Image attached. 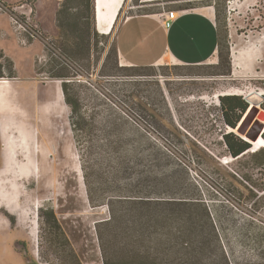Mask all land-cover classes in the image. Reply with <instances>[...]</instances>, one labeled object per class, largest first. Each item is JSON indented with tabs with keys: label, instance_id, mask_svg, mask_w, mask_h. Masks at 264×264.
Returning a JSON list of instances; mask_svg holds the SVG:
<instances>
[{
	"label": "rangeland",
	"instance_id": "374dc122",
	"mask_svg": "<svg viewBox=\"0 0 264 264\" xmlns=\"http://www.w3.org/2000/svg\"><path fill=\"white\" fill-rule=\"evenodd\" d=\"M213 1L224 15L217 56L194 66L166 60L144 69L151 75H124L136 73L115 51V31L124 18L163 9H194ZM65 5L67 11L57 16ZM0 6V55L10 59L0 57V79L11 80L12 93V112H0V125L6 126L4 137L0 132V200L13 201L17 208L10 212L0 207V264H62V249L70 247L80 264L139 256L119 250L104 252L100 247L96 225L108 212L105 206L92 207L87 202L70 109L61 89L64 79L80 82L74 89L87 113L96 109L102 117L109 103L123 117H132L129 120L139 133L186 166L204 197L223 198L227 189L246 195L243 173L264 185V147L257 149L259 157H252L256 150L250 142L244 156L231 158L222 135L228 128L229 132L235 129L225 124L220 109L221 96L237 95L245 101L252 95L264 97V0H124L109 34L98 31L93 0H0ZM23 11H30L31 27L41 32V38L30 39L26 45L20 42L26 33L9 15L25 17ZM93 30L97 36L91 37L89 47L74 46ZM47 38L64 58L47 51ZM65 45L74 51H67ZM11 60L15 80L8 76ZM110 72L118 74L112 84L104 75ZM63 73L67 76H58ZM58 86L62 100L54 99ZM103 93L130 116H124ZM40 210L54 212L67 243L58 238L49 246Z\"/></svg>",
	"mask_w": 264,
	"mask_h": 264
},
{
	"label": "trees",
	"instance_id": "16d2710c",
	"mask_svg": "<svg viewBox=\"0 0 264 264\" xmlns=\"http://www.w3.org/2000/svg\"><path fill=\"white\" fill-rule=\"evenodd\" d=\"M66 11L65 5L57 16ZM86 34L74 46L89 47L91 37L97 34L94 30L92 35L88 31ZM65 48L74 51L72 46ZM128 68L136 73L124 75H151L144 71L148 67ZM9 70L8 76H15L12 62ZM104 75L109 76V84L118 76L113 72ZM78 83L76 79H64L61 89L70 109L69 122L81 157L87 202L92 207L105 206L108 212L96 225L100 247L104 252L139 254L135 260L124 257L113 261L106 257L105 264H264V185L243 173L240 176L247 185L239 182L247 190L246 195L236 189L237 196L227 189L223 198L204 197L186 166L174 162L166 151L139 133L129 120L132 117H123L109 103L102 117L96 109L84 111L74 89ZM103 95L124 116H130L109 94ZM220 103L223 121L235 129L249 103L237 95L221 96ZM222 139L233 159L251 148L248 140L233 131L224 133ZM259 155L260 150L251 154L255 158ZM227 184L231 186V182ZM40 215L49 246L58 238L67 243L54 212L40 210ZM62 250V264H80L73 248Z\"/></svg>",
	"mask_w": 264,
	"mask_h": 264
},
{
	"label": "crops",
	"instance_id": "0c3cea01",
	"mask_svg": "<svg viewBox=\"0 0 264 264\" xmlns=\"http://www.w3.org/2000/svg\"><path fill=\"white\" fill-rule=\"evenodd\" d=\"M174 10L178 11V17L168 29L157 18L161 10L156 13H137L120 22L115 31V46L126 65L151 67L172 60L194 66L205 64L217 56L220 46L219 26L224 15L215 2L194 9ZM2 57L10 60L5 55ZM3 79H0V108L3 114L8 115L12 112L9 108L12 106L11 80L6 79L3 83ZM15 79L13 76L12 80Z\"/></svg>",
	"mask_w": 264,
	"mask_h": 264
},
{
	"label": "bare ground",
	"instance_id": "6f19581e",
	"mask_svg": "<svg viewBox=\"0 0 264 264\" xmlns=\"http://www.w3.org/2000/svg\"><path fill=\"white\" fill-rule=\"evenodd\" d=\"M123 3H124V0H96L94 2L95 19L97 22L96 25H97V27L101 33L109 34L112 32L114 25H115V22H116L119 14H120V11L123 7ZM5 81H7V80H1V82H5ZM57 89H58L57 92L54 94V99L55 100H62L63 96L61 94L59 86ZM260 96H262V94ZM258 98H259L258 96L252 95L248 99H249L251 105H254V101ZM1 111H2V108H0V112ZM0 132H1V136L4 137L6 135V126L0 125ZM253 144L255 147L254 150H257L261 147H264V137L260 136L257 139V141L253 142ZM7 158H8V156H7ZM9 158H8V160H10ZM4 161H5V159H4ZM1 206H4L10 212H15V210L17 209L16 205L13 201H8L6 199L0 200V207Z\"/></svg>",
	"mask_w": 264,
	"mask_h": 264
},
{
	"label": "built area",
	"instance_id": "2783aa9c",
	"mask_svg": "<svg viewBox=\"0 0 264 264\" xmlns=\"http://www.w3.org/2000/svg\"><path fill=\"white\" fill-rule=\"evenodd\" d=\"M227 4L229 6L230 1H227ZM26 6V4L22 5V7ZM227 6V8H228ZM21 7V8H22ZM0 9L3 10V8L0 6ZM7 10V9H5ZM14 10H18L17 8H14ZM228 13L230 12V9H227ZM23 14L25 17H19L14 13H10V19L11 22L15 25H17L18 29H21L24 33H26V36L22 37L20 39L21 44L26 45L30 39H38L41 38V32L37 27H31V17H30V11L25 12L23 11ZM178 17V11L174 9H168L165 10L163 9L160 13H157V18L161 22V24L165 28H170L172 25L173 21ZM99 31V29H98ZM45 48L47 49L48 52L51 53L52 56H55L57 58L62 59L63 55L61 53V50L48 38L45 40L44 43ZM64 58V57H63ZM68 65V62H65ZM248 102V101H247ZM219 105V103H216ZM222 117V114H221ZM229 132V128L227 130ZM264 130L261 132V135L263 134Z\"/></svg>",
	"mask_w": 264,
	"mask_h": 264
},
{
	"label": "water",
	"instance_id": "95a60500",
	"mask_svg": "<svg viewBox=\"0 0 264 264\" xmlns=\"http://www.w3.org/2000/svg\"><path fill=\"white\" fill-rule=\"evenodd\" d=\"M96 0H94L95 2ZM249 100V99H247ZM264 101V97L260 96L254 101V105H250L241 121L238 123L235 134L241 136L244 140L255 142L261 136L264 130V120L260 121L258 116L264 117V109L260 105ZM249 102V101H248Z\"/></svg>",
	"mask_w": 264,
	"mask_h": 264
},
{
	"label": "flooded vegetation",
	"instance_id": "af4514ba",
	"mask_svg": "<svg viewBox=\"0 0 264 264\" xmlns=\"http://www.w3.org/2000/svg\"><path fill=\"white\" fill-rule=\"evenodd\" d=\"M31 264H33V263H31Z\"/></svg>",
	"mask_w": 264,
	"mask_h": 264
}]
</instances>
